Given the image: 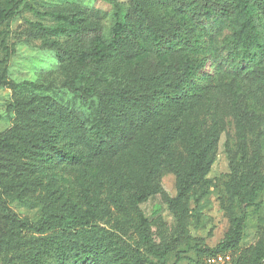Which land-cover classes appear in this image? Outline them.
Instances as JSON below:
<instances>
[{
	"label": "rangeland",
	"instance_id": "rangeland-1",
	"mask_svg": "<svg viewBox=\"0 0 264 264\" xmlns=\"http://www.w3.org/2000/svg\"><path fill=\"white\" fill-rule=\"evenodd\" d=\"M14 1L0 0V12ZM129 2L23 0L0 28V135L25 124L34 131L55 134L50 144L61 155L76 152L83 156L80 164L61 162L51 167L48 163L38 168L31 166L34 162L29 156L16 155L33 172L13 174L6 168L12 158L0 153V199L14 215L32 223L46 210L73 206L79 214L90 212L84 221L100 232L106 264H145L141 262L145 257L160 264L147 253L144 228L155 244L171 243L166 264H190L198 260L196 250L210 252L229 233V214L233 213L241 220L242 238L237 249L225 253L230 264L242 263L251 252L264 264V190L252 206L231 192L233 176L239 182L252 173L264 178V77L245 74L242 58L234 56L225 42L230 34L227 19L216 14L194 25L196 44L190 50L160 48V53L152 54L150 44L141 41L144 52L140 54L127 50L107 57L101 42L110 39L116 7L124 14ZM145 2L152 14L174 16L152 0ZM77 28L81 34L74 32ZM182 58L199 67L187 89L189 96L195 93L188 110L180 111L169 103L145 128L127 125L128 133L132 129L127 147L112 158L93 156L86 134L67 128L60 117L37 111L29 119L19 118L21 110L45 104L62 112L65 105L90 109L88 103L73 101L58 90L87 65L96 69L89 82L101 87L123 85L134 71L159 72ZM238 79L247 92L248 108L257 117V124L242 132L233 119L229 96V85ZM191 129L201 144L213 137L210 165L191 192L170 207L177 191L174 171L189 159ZM8 228L0 213V237L8 234ZM213 256L204 254L199 259L205 263ZM8 258L0 251V264ZM54 261L53 254L42 264Z\"/></svg>",
	"mask_w": 264,
	"mask_h": 264
},
{
	"label": "trees",
	"instance_id": "trees-1",
	"mask_svg": "<svg viewBox=\"0 0 264 264\" xmlns=\"http://www.w3.org/2000/svg\"><path fill=\"white\" fill-rule=\"evenodd\" d=\"M162 10L173 15L152 14L145 0H130L129 8L123 14L116 7V23L110 39L101 42L102 51L107 57L121 55L124 51L144 52L141 41L152 47L150 52L158 54L160 48L180 47L190 50L196 44L194 25L203 24L211 15H220L227 19L229 36L225 42L232 54L242 58L245 74L252 78L264 77V0H152ZM23 0L13 2L11 8L0 12V28L11 19ZM180 18L179 20H177ZM74 32L81 34V29ZM80 74L61 85L64 95H70L73 101L88 103L90 109L83 111L81 106L65 105V112L45 104L34 109L21 110L19 118H30L34 112L49 113L60 117L66 127L86 134L93 156L112 158L127 147L132 129L145 128L164 111L169 103L180 111H187L193 98L187 89L190 79L199 70L198 65L186 58L175 60L159 72L134 71L123 85L98 86L89 82L96 75L93 65H87ZM231 112L238 131L256 125L257 117L246 103L248 95L243 82L238 79L229 85ZM60 103V102H59ZM61 104V103H60ZM62 108V105L56 104ZM27 113V114H26ZM160 135V134H159ZM56 135L34 131V127L19 125L17 130L0 135V153L8 155L7 169L10 173L33 172L17 158H29L35 167L49 165L54 167L61 162L80 164L83 156L76 152L60 154L57 147L50 144ZM243 140V135H242ZM17 141V144L13 142ZM213 137H207L201 144L194 129L189 131L187 148L189 159L182 167L174 171L177 191L170 207L180 198L186 197L192 188L206 174L209 165V152ZM157 147L154 148V152ZM30 172V173H31ZM264 190V178L252 173L244 182L233 176L231 192L246 200L252 206ZM142 190L139 195H143ZM0 213L7 224L8 234L0 237V251L10 255L4 264H42L46 257L55 256L54 264H106L107 256L100 232L86 225L88 215L79 214L73 206L69 209L46 210L42 218L32 223L14 215L4 201L0 199ZM231 228L229 233L210 251L196 250L197 261L190 264H204L200 256L225 254L237 249L242 238L241 220L229 214ZM144 228V227H143ZM25 233L24 235H22ZM143 240L147 253L157 263L166 264L171 253L170 242L155 244L147 230L143 229ZM140 258V257H139ZM142 263L152 264L148 258ZM260 256L251 252L240 264H260Z\"/></svg>",
	"mask_w": 264,
	"mask_h": 264
},
{
	"label": "built area",
	"instance_id": "built-area-1",
	"mask_svg": "<svg viewBox=\"0 0 264 264\" xmlns=\"http://www.w3.org/2000/svg\"><path fill=\"white\" fill-rule=\"evenodd\" d=\"M231 259L227 254H218L206 260L204 264H230Z\"/></svg>",
	"mask_w": 264,
	"mask_h": 264
}]
</instances>
